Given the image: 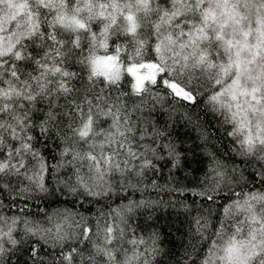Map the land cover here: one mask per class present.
Returning a JSON list of instances; mask_svg holds the SVG:
<instances>
[{
    "label": "snow or ice",
    "instance_id": "snow-or-ice-1",
    "mask_svg": "<svg viewBox=\"0 0 264 264\" xmlns=\"http://www.w3.org/2000/svg\"><path fill=\"white\" fill-rule=\"evenodd\" d=\"M189 108L230 169L189 171ZM161 178L206 206L174 264H264V0H0V264H173L162 203L131 198ZM52 197L95 227L30 212Z\"/></svg>",
    "mask_w": 264,
    "mask_h": 264
},
{
    "label": "trees",
    "instance_id": "trees-1",
    "mask_svg": "<svg viewBox=\"0 0 264 264\" xmlns=\"http://www.w3.org/2000/svg\"><path fill=\"white\" fill-rule=\"evenodd\" d=\"M178 109L177 117L186 116L185 109ZM191 115L192 122L189 123L187 119H181L177 125L181 139L186 142V147L190 149L188 151L187 167L189 171L193 173V176L197 180L202 179L205 172L209 171L214 166L213 154L215 161H219L221 164L227 165L230 169L232 167V161L235 157V153L232 148L230 138L226 135L225 130L215 119L211 117H205L201 114L200 109H188V113ZM199 117V120H197ZM236 161H239V157H235ZM248 173H252L256 165L244 166ZM166 175V173H165ZM192 177L185 183H191ZM162 186L160 189H154L151 185L142 187L139 191L132 192V199H140L147 201H160L162 207L156 209L154 215L158 216L159 226L164 232L165 247L169 248L173 252V264L180 260V254L183 252L182 243L188 242L189 225L192 224L193 219L200 212L204 211L206 207L198 197L192 196L190 193H184L181 195L179 192L173 191L171 188L164 189L165 181L163 178L157 181ZM257 187H264L257 181ZM118 197H114L112 201L108 203L112 207H116ZM196 201V203H193ZM181 202L189 206V211L185 212L181 207L179 211L171 205H180ZM219 203H224V199L221 196L218 199ZM39 207H32L30 212L33 214H40L41 209L47 212L54 213L58 209L63 210L68 208L69 210H77L83 212L88 217V223L90 226L95 227L96 215L101 210L100 206L95 203H85L83 207L79 204H74L73 200L64 197H52L48 201L37 202ZM109 209L104 207V211Z\"/></svg>",
    "mask_w": 264,
    "mask_h": 264
}]
</instances>
